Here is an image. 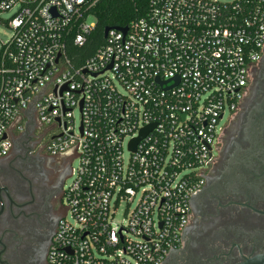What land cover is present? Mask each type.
Returning <instances> with one entry per match:
<instances>
[{
	"label": "built area",
	"instance_id": "1",
	"mask_svg": "<svg viewBox=\"0 0 264 264\" xmlns=\"http://www.w3.org/2000/svg\"><path fill=\"white\" fill-rule=\"evenodd\" d=\"M99 1L0 0V159L42 126L77 160L48 264H160L263 51L264 0H149L81 61Z\"/></svg>",
	"mask_w": 264,
	"mask_h": 264
},
{
	"label": "flooded vegetation",
	"instance_id": "2",
	"mask_svg": "<svg viewBox=\"0 0 264 264\" xmlns=\"http://www.w3.org/2000/svg\"><path fill=\"white\" fill-rule=\"evenodd\" d=\"M0 159V264H48L66 211L71 155H51L42 126ZM160 264H264V47L246 93Z\"/></svg>",
	"mask_w": 264,
	"mask_h": 264
},
{
	"label": "trees",
	"instance_id": "3",
	"mask_svg": "<svg viewBox=\"0 0 264 264\" xmlns=\"http://www.w3.org/2000/svg\"><path fill=\"white\" fill-rule=\"evenodd\" d=\"M149 0H101L94 7L92 13L96 18V27L83 47L70 51L78 53L81 61L90 58L104 43L105 29L125 27L136 18L147 12ZM77 63V60L74 59Z\"/></svg>",
	"mask_w": 264,
	"mask_h": 264
},
{
	"label": "rangeland",
	"instance_id": "4",
	"mask_svg": "<svg viewBox=\"0 0 264 264\" xmlns=\"http://www.w3.org/2000/svg\"><path fill=\"white\" fill-rule=\"evenodd\" d=\"M8 14L4 15L3 18H7ZM11 35V31L3 24L0 23V45L1 43L6 42L9 37ZM75 119L77 120V114H75ZM228 120V115H225L224 120L222 121V124H225ZM125 156L127 157V155L125 154ZM71 169L72 170H76L77 169V160L76 159H72L71 161ZM71 178L67 179L66 183H65V187H67L70 182H71ZM123 209L124 207H120L119 210L117 211V214L115 216L114 221L115 222H120L123 219Z\"/></svg>",
	"mask_w": 264,
	"mask_h": 264
},
{
	"label": "water",
	"instance_id": "5",
	"mask_svg": "<svg viewBox=\"0 0 264 264\" xmlns=\"http://www.w3.org/2000/svg\"><path fill=\"white\" fill-rule=\"evenodd\" d=\"M116 30H120L122 32H126V29L123 28V29H120V28H115ZM110 29H105L104 30V33H103V38L105 39L107 37V33L109 32ZM147 133V130H144L141 132V135L138 139L134 140L131 144H130V149L131 150H134L135 146H136V143L139 142Z\"/></svg>",
	"mask_w": 264,
	"mask_h": 264
}]
</instances>
